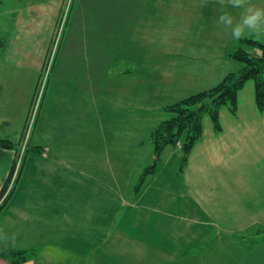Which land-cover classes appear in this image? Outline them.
I'll use <instances>...</instances> for the list:
<instances>
[{
    "label": "crops",
    "instance_id": "obj_1",
    "mask_svg": "<svg viewBox=\"0 0 264 264\" xmlns=\"http://www.w3.org/2000/svg\"><path fill=\"white\" fill-rule=\"evenodd\" d=\"M62 4L63 0H0V136L13 143L11 148L0 146V188L16 161L27 108ZM249 4L264 7V0ZM224 13L236 23L244 10L219 0H72L28 149L15 166V181L0 209V264H163L142 260V252L183 253L199 242L206 235L205 204L210 201L224 224L239 201L245 221L235 229L264 233V200L253 199L248 187L242 190L236 179L241 167L229 165L236 154H231L232 138L218 137L223 147L207 149L208 158L222 156L223 150L229 159L211 165L219 184L195 191L200 201L189 194L195 184L188 174L178 173L173 181L172 172V178L165 179L169 191L148 202L149 193L142 189L147 180L137 189L127 185L128 190L118 180V174L125 175L124 159L95 164L91 159L94 130L98 142H105L108 125L117 120L110 109L125 108L123 99L110 102V93L124 94L125 87L132 93L155 88L172 92V82L183 86L190 75L204 78L199 90L214 85L207 77L218 72L211 38L226 37L228 46L221 48L225 56L231 51L227 40L235 44L231 29L218 23ZM202 18L208 21L200 23V39H191L197 35L194 23ZM167 31L174 38L152 35ZM205 47L212 48L211 55ZM155 172L153 166L149 173ZM174 203L176 213L162 209ZM217 222L223 245L218 239L208 246L241 248ZM253 243L246 245L250 260L258 253L256 248L263 247L264 238L255 248ZM19 250H25V258L17 261ZM179 257L167 264L203 261L195 254Z\"/></svg>",
    "mask_w": 264,
    "mask_h": 264
},
{
    "label": "rangeland",
    "instance_id": "obj_2",
    "mask_svg": "<svg viewBox=\"0 0 264 264\" xmlns=\"http://www.w3.org/2000/svg\"><path fill=\"white\" fill-rule=\"evenodd\" d=\"M207 21L206 18L197 19V22L193 26L197 35L191 36V39L195 37L197 40L200 39V31L202 30L200 23ZM205 34L207 36L206 32ZM152 35L153 37L157 35L159 38L165 36L174 38L170 31H167L165 35H160L155 32ZM225 38L221 34L216 38H211L214 42L210 41V47L216 46L218 54V60H215L218 72L211 77L209 74L207 75L209 80L214 82L213 84L217 83L226 72L237 70L241 66L240 61L232 58L228 53L226 56L223 54L221 48L228 46L224 45ZM257 39L263 41L264 37ZM229 40H227L229 42L227 49L231 48V51L238 48L240 44L242 48L250 49V46L246 43L243 44L239 40H234V44ZM153 47L155 50L157 49V46L154 45ZM198 47L204 50L203 46L199 44ZM212 51V48L206 49L205 47V53L208 55H211ZM203 80L204 78L192 77L190 75L188 82H184L183 86H177L172 82L169 86L172 92H160V89L155 88L154 92L142 90L139 93H132L128 90V87H125L124 94L115 93L117 92L116 90L114 93H110L109 101L116 104L117 101H122L123 99L125 108L118 109V105L116 108L110 109V114L113 117H117V120L111 126L108 125L110 136L108 134V136L104 137L103 140L106 139L105 142H98L94 130L91 147V153L93 155L91 157L92 163L95 164L94 162L97 163L99 160L100 162H106L108 159L116 160L118 157H121L122 161L124 159L125 175L118 174L121 176L118 180L125 182L126 190H128L130 184L133 186L137 185L144 168L155 166L156 172L154 174L147 173L146 178H144V180H147L146 183L149 184H145L142 187V189H146L149 193L146 200L148 202H151L153 197H160L169 191L168 188H165V179L168 176L172 178V172L175 175V179L172 178L173 181L178 180V173L180 175L188 174L191 177V181L195 184L192 188L193 193L190 192L189 194L194 196L195 200L200 201V197L195 194V191H205L204 188H207V185L210 186V184L215 182V175H212L213 170L211 165H219L223 158L225 160L229 159L228 153L223 150L220 151L222 156L212 155L208 158L210 152L207 149L212 150L213 145H216L217 148H222L223 145H220L218 137H229L234 139L231 147L233 152L231 154L236 153L230 158L229 165L235 164L236 167H241L240 172L236 176L237 181L242 183L241 189L247 191L243 187H248V191H251L253 194V199H256L257 202H260L261 199L264 200V103L260 108L255 101L253 79L246 80L243 86L238 89L236 93L235 112L230 111L228 103L219 107L218 120L221 126L220 130L214 128L208 113L202 115V135L200 139L194 142L187 157V164L185 163L186 165H183L182 170H180V163L183 150L180 143L184 141V133L180 136L177 144H168L162 149L159 156L155 155L154 144L150 138V133L161 120L172 115L171 111L165 109V106L191 93L197 92L202 87ZM124 85L127 84L124 83ZM119 91H122V88ZM27 114L23 122L21 135L26 124ZM108 121H110L109 117ZM93 127L95 129V126ZM242 136L246 137L242 138ZM21 144L23 143L21 142ZM186 166L187 171L184 170ZM243 167L245 168L243 169ZM139 169L141 172L137 174ZM183 170L184 173H181ZM168 187L170 188V186ZM237 190V194L240 196V190ZM177 192L176 186H173V196H177ZM187 197L189 200H192L190 196ZM216 207L219 208L220 206L216 205ZM231 207L233 206L231 205ZM234 207L235 214L231 216L230 221L227 219V223L224 224V219L216 215L219 211L212 206L211 201L209 204L206 203L205 213L209 216L205 218L206 235L204 238L195 244L193 243V246L187 248L183 253L182 250H173L172 254H162V256L159 254L158 256L152 252H142L141 259L146 262H161L167 264L170 260L172 261L178 258L179 255L188 257L195 254L203 257L202 264H264V245L263 247L256 248L258 253L254 254L252 260L248 258L246 249V245L251 244V242H254L252 244L253 248L258 246L264 238V233H254L252 235L251 230L253 229L249 227H244L243 230H236V225L243 226L241 223L245 221V212L243 205L239 201ZM256 208L260 207L257 206ZM162 209H173V213L177 211L175 203L171 206H164ZM240 216L241 220L239 221ZM217 220L220 223L221 231L226 235H231V241H235L241 248H210L211 246H208L214 240L220 239L218 237L219 227ZM219 245H223V238L220 239ZM127 255L128 253H126Z\"/></svg>",
    "mask_w": 264,
    "mask_h": 264
},
{
    "label": "trees",
    "instance_id": "obj_3",
    "mask_svg": "<svg viewBox=\"0 0 264 264\" xmlns=\"http://www.w3.org/2000/svg\"><path fill=\"white\" fill-rule=\"evenodd\" d=\"M71 4L72 0L70 2V5ZM239 42L248 44L250 49H244L240 44L238 48L228 52L232 58L240 61L241 66H239L237 70L228 71L214 85L191 93L165 106V109L171 111L172 115L161 120L150 133V138L154 144V153L156 156H159L160 152L166 145L177 144L180 136L184 133V141L180 143L183 150V156L180 163V170H182L183 165L187 162V157L194 142L202 135V115L204 113H208L211 117L214 128L216 130H220L221 126L218 120L219 107L228 103L230 111L235 112L236 93L248 79H253L255 101L260 108L262 107L264 103V40L262 41L257 38L243 37L239 39ZM55 58L56 55L51 65V70ZM35 92L36 87L32 94L29 108L33 101ZM42 98L40 99L38 107L41 105ZM20 143L21 140L18 144L19 147H16V152H19ZM0 146L11 148L13 143L0 136ZM25 149H28V140L24 150ZM15 162L16 161L14 160L7 178L0 188V209L6 202L16 178L13 177ZM152 170L153 166L144 168L143 172L140 174L137 185H135L136 189L143 183L145 175ZM24 252L25 250H19L16 252V254L19 255L18 259H16L17 261L25 258Z\"/></svg>",
    "mask_w": 264,
    "mask_h": 264
},
{
    "label": "built area",
    "instance_id": "obj_4",
    "mask_svg": "<svg viewBox=\"0 0 264 264\" xmlns=\"http://www.w3.org/2000/svg\"><path fill=\"white\" fill-rule=\"evenodd\" d=\"M64 1H63L62 6H61V10L58 14V17L56 19V22H55V25H54V28L52 31V35H51L50 42H49V45H48V48L46 51L44 62H43L42 68L40 70V75H39L38 80H37L36 92H35V95L33 97V101L30 105V108L28 110L26 124L24 126L23 134L21 136V142L23 144L20 143V149H19V152H18L17 157H16L17 161L15 162V164H17V165L21 159V156L24 152V148L26 146L27 140L29 139L30 132L33 128V125H34V122L36 119V115H37V111L39 108L38 107L39 102L43 96L45 86H46V83H47V80H48V77L50 74L51 65L53 63L54 57H55L57 50H58V47H59L60 40L62 38V34H63L64 26H65V23L67 20L71 0H66L65 3H64ZM15 168H14V171H15Z\"/></svg>",
    "mask_w": 264,
    "mask_h": 264
},
{
    "label": "clouds",
    "instance_id": "obj_5",
    "mask_svg": "<svg viewBox=\"0 0 264 264\" xmlns=\"http://www.w3.org/2000/svg\"><path fill=\"white\" fill-rule=\"evenodd\" d=\"M221 5H230L233 8L244 10L239 22L234 23L231 15H220L218 23L231 29L233 40H239L246 35H255L257 38L264 36V7L249 4V0H219Z\"/></svg>",
    "mask_w": 264,
    "mask_h": 264
}]
</instances>
